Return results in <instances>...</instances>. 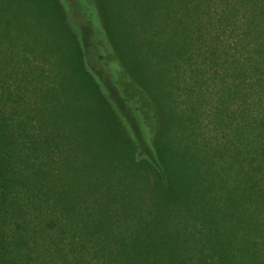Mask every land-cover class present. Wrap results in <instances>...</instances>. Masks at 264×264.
I'll return each mask as SVG.
<instances>
[{
	"label": "trees",
	"instance_id": "obj_1",
	"mask_svg": "<svg viewBox=\"0 0 264 264\" xmlns=\"http://www.w3.org/2000/svg\"><path fill=\"white\" fill-rule=\"evenodd\" d=\"M195 1L54 0L70 27L69 47L60 48L46 37L48 45L27 46L23 37L13 44L20 19L4 17L10 13L0 8V264H46L55 252H90V241H81L79 233L95 229L88 226L100 212L94 208L96 189L84 191L70 178L81 169L100 173V140L115 142L116 158L126 167L124 182L106 186L123 205L126 221L149 228L160 220L161 192L171 194L173 183L165 180L171 141L204 146L212 168L207 192L217 209L219 193L229 190L238 216L251 202L256 221L264 222V0L244 3L248 15L239 33L224 15L204 18L208 4ZM171 24L185 29L171 31ZM165 33H171L167 57L160 52ZM80 81L100 119L74 98L71 83ZM211 82L216 102L210 122L224 132L220 144L195 129V106L207 103L203 84ZM179 92L187 110L177 103ZM75 225L79 230L67 239ZM148 228L132 234L127 251L149 264L151 250H167L155 247L158 239ZM251 238L252 250L263 254L264 227H256ZM199 245L214 251L212 243ZM247 245L246 240L241 250Z\"/></svg>",
	"mask_w": 264,
	"mask_h": 264
},
{
	"label": "rangeland",
	"instance_id": "obj_2",
	"mask_svg": "<svg viewBox=\"0 0 264 264\" xmlns=\"http://www.w3.org/2000/svg\"><path fill=\"white\" fill-rule=\"evenodd\" d=\"M128 1L137 5L139 1L143 0ZM188 1L196 2L195 0H179L182 3ZM204 1L210 8V14H206L204 18L208 16L214 19L224 15L230 22V28L233 29V32L239 33L243 16L245 14L248 15L243 10L244 3L247 0H201V2ZM0 8L3 11L7 10L11 14L4 15V17L13 18L12 16H18L20 19L17 22L19 24L18 32L10 34L13 44L20 43V38L23 37L25 39L24 44L27 46H33L34 41L36 42L35 44L46 45L49 39V41L52 40L54 42L50 41V44L56 48L69 47L66 29L70 27L64 25L55 7L54 0H0ZM33 22L38 23L36 24L38 29L33 28L36 27L32 24ZM27 28L33 29V31H28ZM184 29L185 26L176 27L171 24V31ZM226 32H229V30H226ZM165 34L166 36H161L160 38L162 44L160 52L163 57L171 54V33ZM158 64L157 67L159 66ZM169 69L168 73L171 75V67ZM186 78L187 76L185 75L182 80ZM72 83L74 98L85 102V111L89 115L91 112L99 113L100 111L95 107L90 92L82 81L78 85ZM203 85L205 86L203 93L207 103L202 102L201 105L200 101V105L195 106L199 112L196 120H194L196 121L195 129L196 132L202 133L201 136L212 139V143L220 144L223 142L224 132H221L218 127L210 122L212 102L213 104L216 102L214 87L212 82L210 84L204 83ZM196 94L197 86L193 95L195 96ZM184 95V93L179 92L177 96L179 105L182 101V109L187 107L186 103L183 102V99L186 98ZM209 102L210 104L208 105ZM235 106L236 104L232 107L234 108ZM167 112L170 114L168 108L166 109ZM100 114L97 115L99 119L102 117V114ZM80 122L82 123V121ZM166 126L168 127L169 125L167 124ZM107 140L108 142L100 140L98 144V149L100 150L98 169L100 173L92 175L90 172H84L85 170L80 168L81 171L75 172L76 174L72 172L70 178L84 191L88 187L96 189L92 193H95L94 199L97 205L94 208L100 212L96 213L98 221L88 226L95 227V229L92 232L84 229L82 234L79 233L81 241H90L91 250L90 252L74 251L70 253L72 254L70 257L55 252L52 258L46 259V264H56L50 259L58 260L60 264H148L142 263L138 257H133L127 251V248L128 239L132 237V234L148 228L149 225L139 221H136V223L126 221V212L123 205L119 202L118 197L114 196L112 192L111 195L106 188V186L110 187L111 185L113 187V183L124 182L127 178L123 172L126 170L125 165L120 164L119 158H116L117 154L114 153L115 142L110 139ZM243 144L248 146V141H243ZM168 145V153L172 161L171 165L166 168L168 175H165V180L168 183L170 182V185L173 180L171 194L161 192L162 216L160 215V220L155 218L152 226L150 224V227L146 230L150 231L152 238L158 239L155 247L163 248L167 250V253L163 254L151 250L146 256L149 264H264V252L263 254L258 253L250 247L254 229L256 227H264V222L256 221L255 219V206L248 202L247 204L251 205V207L248 206V209L244 211L248 212V214L243 212L238 216L236 211L232 209L234 205L230 201V191L227 190L219 193V199L223 201V210L222 208L217 209L213 204V197L211 198L207 192L209 188L213 187L207 184L209 182L208 172L210 173L212 168L209 166L204 146L198 143H191V148H189L187 145H171V141ZM54 154L55 156L58 155L57 152H54ZM79 166L83 167L82 164H79ZM215 168L218 169V167ZM216 174L220 176L222 171ZM233 182L235 183L234 180ZM102 184L104 187H102L103 193L101 194L99 188ZM217 185L221 187L223 184ZM113 197H115V204L109 203V200L113 199ZM81 203L83 205L87 204L85 197L81 199ZM224 208L227 216L224 217L225 221L222 220L219 213L221 210L225 211ZM250 217L254 218L255 221L253 219L250 223ZM78 230V226L75 225L66 233V238L70 239L73 233H77ZM229 231H231V235L234 234V237L228 235ZM84 233L88 235V238L83 237ZM222 233L228 236H223ZM245 239L248 243L247 248L241 250V246L246 243ZM209 242L212 243L213 252L199 245V243L202 246L211 244ZM99 249L106 250L103 252Z\"/></svg>",
	"mask_w": 264,
	"mask_h": 264
}]
</instances>
